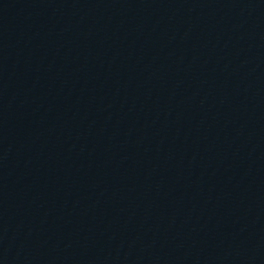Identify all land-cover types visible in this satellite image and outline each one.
I'll return each mask as SVG.
<instances>
[{
  "label": "water",
  "instance_id": "1",
  "mask_svg": "<svg viewBox=\"0 0 264 264\" xmlns=\"http://www.w3.org/2000/svg\"><path fill=\"white\" fill-rule=\"evenodd\" d=\"M230 0H0V125Z\"/></svg>",
  "mask_w": 264,
  "mask_h": 264
}]
</instances>
